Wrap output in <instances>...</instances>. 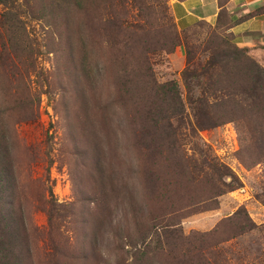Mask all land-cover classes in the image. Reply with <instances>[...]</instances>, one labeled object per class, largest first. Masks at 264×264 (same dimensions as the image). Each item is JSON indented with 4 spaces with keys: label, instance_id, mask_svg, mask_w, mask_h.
<instances>
[{
    "label": "rangeland",
    "instance_id": "obj_1",
    "mask_svg": "<svg viewBox=\"0 0 264 264\" xmlns=\"http://www.w3.org/2000/svg\"><path fill=\"white\" fill-rule=\"evenodd\" d=\"M70 1L0 0V264H264V45Z\"/></svg>",
    "mask_w": 264,
    "mask_h": 264
},
{
    "label": "crops",
    "instance_id": "obj_2",
    "mask_svg": "<svg viewBox=\"0 0 264 264\" xmlns=\"http://www.w3.org/2000/svg\"><path fill=\"white\" fill-rule=\"evenodd\" d=\"M179 30L191 29L197 22L214 24L221 11L229 16L228 32L240 47L264 45V0H170ZM260 48V47H259Z\"/></svg>",
    "mask_w": 264,
    "mask_h": 264
},
{
    "label": "trees",
    "instance_id": "obj_3",
    "mask_svg": "<svg viewBox=\"0 0 264 264\" xmlns=\"http://www.w3.org/2000/svg\"><path fill=\"white\" fill-rule=\"evenodd\" d=\"M69 2H71L70 0H68ZM77 1V3H78V0H76ZM219 2H220V0H219ZM221 3V2H220ZM222 4V3H221ZM174 24H175V21H174ZM175 26H176V24H175ZM176 28H177V26H176ZM178 31H182V30H179L178 28H177V32ZM239 50H241V49H238V51ZM252 64H254V68H253V65ZM256 66V67H255ZM258 65L256 64V63H253V61H252V63H250V65H249V63L246 65V71H244V74H246V75H249L250 77L251 76H253V77H256V78H258V77H261V76H259L260 75V73H262V72H264V69H261V68H259V66L257 67ZM252 68V69H251ZM254 69V70H253ZM245 70V69H244ZM249 76H247V77H249ZM168 84H172V83H168ZM165 85H161L160 86V88H163ZM173 87L171 88V90H172V96H174V108H177V106L179 107V101L176 99V101H175V97L177 98V89H176V86L175 85H172ZM162 93H164V92H162ZM177 101H178V105H177ZM150 114V110H148L147 111V115H149ZM6 264H9V262H6Z\"/></svg>",
    "mask_w": 264,
    "mask_h": 264
}]
</instances>
